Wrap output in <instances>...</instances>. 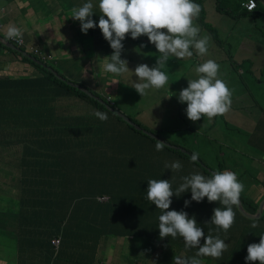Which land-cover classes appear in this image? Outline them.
Here are the masks:
<instances>
[{"label": "trees", "instance_id": "16d2710c", "mask_svg": "<svg viewBox=\"0 0 264 264\" xmlns=\"http://www.w3.org/2000/svg\"><path fill=\"white\" fill-rule=\"evenodd\" d=\"M224 1L215 0L217 11L229 15H264V11L259 9V6L263 7L259 0L251 11L241 5V0H232L233 3L230 4H227L229 0ZM194 2L201 5L202 9L198 19L206 24L208 29L212 30L213 36L219 40L217 29L210 21L204 19L205 8L202 0ZM92 3L94 5L93 0ZM73 6L74 3L61 5L66 13L69 8L72 11ZM93 11L92 19L97 24L93 30H97L101 13L99 8H93ZM93 30L89 29L86 34L80 33L79 42L93 40ZM248 34L240 33L247 40ZM17 46L21 48L18 52L23 63H30L36 71L32 72L31 69L19 77L8 76L4 82L9 86H4L2 90L7 88L9 92H0V145L11 146L10 143L16 142L20 144V158L13 159V163L8 166L0 164V173L15 182L13 187H9L10 194L3 190L4 184L1 185L0 219L2 220L6 213L2 211V207H8L10 215L15 212L19 214L17 219L22 224L27 220L48 222L44 227L39 226L33 230L21 229L20 226L9 229L0 227V232L5 236H12L17 241H27L24 248L26 252L23 258L17 260V264H55V260L60 257L64 264H173L175 256L195 255L197 249L185 248L182 237H160L158 218L162 211L147 199L149 180L169 179L175 191L182 183L181 173L165 168L163 158L157 161L158 166L153 163L146 164L144 161L140 165L132 162L133 165L130 164L129 169L125 165L126 160L119 159V149L125 144L127 130L116 122V118L152 140H160L123 120L116 113L115 100L112 102L108 93L98 90L97 84L86 86L80 82L94 96L70 84V78L61 73L55 59L47 57L49 53L41 47L42 45L40 48L47 58H42L43 55L25 45ZM24 51L26 53H23ZM112 51L109 47V51L104 52L108 55L107 62ZM53 69L65 78L59 77ZM252 76L255 77L254 73ZM255 79L261 84V79ZM21 82L26 85L21 87ZM78 99L81 104H77ZM107 104L114 109L107 107ZM95 111L107 113L108 119L101 121L94 115ZM231 113L227 112V117H230ZM129 117L146 127L138 119ZM150 130L162 137L157 129ZM253 134H257L255 139L251 136ZM256 139L264 142V113L248 137L251 146L258 144ZM164 148L176 151L175 154L180 155V158H191L192 153H196L186 147L182 149L167 144ZM235 157L236 161H240L242 155ZM139 158L143 159L140 155ZM246 158V165L239 167L240 171L236 173L239 177L244 175L247 169L251 171L249 163L252 156ZM196 163L209 176L212 175L213 169L223 172L221 163L219 168L207 167L205 160L200 156ZM223 170H227V167L224 166ZM101 196L106 198L101 199ZM171 199L172 204L168 210L186 211L189 218L196 219L197 226L204 230L205 237L209 234L216 236L218 233L228 245L227 250L218 259L200 257L203 264H251L245 260L247 247L251 243H259L260 236L264 235V207L260 216L248 217L243 215L237 206H233L235 222L224 232L211 223L213 210L216 207H224L218 201L209 202L207 197L201 202L192 201L189 191L179 196L174 194ZM240 199L246 210L252 213L256 211L257 202L253 196L243 191ZM185 200L191 201L187 207ZM254 223L256 227L252 226ZM22 231L23 234L20 233ZM119 235L141 236L148 240L139 249L140 260L139 257H131L127 252L121 251L117 262L111 259L110 246ZM54 238L59 239L58 244L52 242ZM203 243L202 238L201 245ZM18 244L21 245L19 242ZM157 246V255L150 261L149 256ZM145 248H149L146 250L147 255L142 252Z\"/></svg>", "mask_w": 264, "mask_h": 264}, {"label": "rangeland", "instance_id": "374dc122", "mask_svg": "<svg viewBox=\"0 0 264 264\" xmlns=\"http://www.w3.org/2000/svg\"><path fill=\"white\" fill-rule=\"evenodd\" d=\"M259 1L260 5L263 6H259V9L264 11V0ZM3 2L4 0H0L1 4H3ZM66 2L67 0H46L44 4L40 6V13L44 14L49 12L50 6H53L54 9L58 8L60 11L61 5ZM86 2V0H78L73 7L82 6ZM93 2L94 8H99V0H93ZM202 2L205 8L204 19L210 21L217 29L219 40L213 36L212 30L208 29L206 24L196 19L194 23L198 24L199 27L202 26V28L200 27V37L205 35L210 37L208 53L207 55L200 56L196 53V50L192 48L190 49L193 52L191 57H185L183 59L170 57L169 61L162 69L169 77L168 83L163 88H150L146 90L145 95L141 96L135 88L132 87L134 83L142 82L136 77L134 73L135 68L142 63L147 64L149 67H153L156 65L157 58L161 55L155 48V45L148 41L147 36L143 35L137 39H132L129 34L126 39L122 41L124 49L121 54V59L127 60L128 72L116 75L105 71L103 68L106 63L102 65L100 58H98V56L100 57L101 55V51H96L95 56L99 66L91 69L92 72L88 73L89 78L86 79H88L89 85L97 84L96 87L99 88L98 90H100L99 85H104L101 87L103 91L112 97V102L115 100L116 109L128 116L138 119L146 126L145 128L149 130L157 129L159 135L162 136L161 138L164 137L163 139L165 140L199 153V156L205 160L207 167L219 168V163H221L223 165H220L221 171H226L223 170L225 166L227 167V171L238 173L240 171L239 167H244L246 165L245 159H248L246 156H252L249 167L255 170L256 174H258L262 180L254 182L256 188L253 183L249 184L250 182H248V180L253 181V179L247 180L244 175L241 177L238 176V179L244 184V191H247V189L250 191L251 189L253 193L254 190L258 189L256 195H253L258 208L259 203L264 199V142L256 139L255 142H258V144L251 146L248 137L256 126L258 119L264 113V15L256 14L254 16H244L240 13L229 15L226 12L223 13L216 10L215 0H202ZM222 2L225 1L222 0ZM227 2V4L233 3L232 0ZM21 13L22 12H19L18 9L15 10L16 18L21 17L19 20L20 24L27 26L37 24L36 20H27V24L24 23ZM52 18L53 17H51V19ZM4 25L5 23L0 21V32L7 33ZM54 27H59V24H55ZM60 27L62 26L60 25ZM93 31L96 38L100 39L101 30L98 29ZM240 33L243 35L249 33V39L243 38ZM60 35L64 36L63 30L58 33V36ZM22 40L23 44L26 43V46H36V44L28 43L24 36H22ZM35 41H37V39H35L34 42ZM1 46L0 44V50ZM38 46L40 47L41 44L38 43ZM8 50L7 59H14L16 63V65H12L11 67L20 68V71H24V63L22 57L19 55L20 53L9 48ZM74 50L76 49L74 48ZM46 51H48L49 57H53L56 60V63H58L57 60L62 57L61 53H53L48 49ZM76 51L79 53V49ZM112 53L113 51L111 54ZM62 54L64 56H70L72 52L68 50L62 52ZM208 59L215 60L220 65L218 73L219 78L224 80L230 89L232 87L233 98L231 108L228 111L232 113L230 117L224 114L209 119L205 116L193 122L187 118L185 111L187 104L179 102V92L188 86V80L198 78V74L195 71L196 67ZM252 73H254L256 78L261 79V84L252 76ZM11 74L12 73H9L10 76ZM107 83L111 86H108ZM234 89H236V91H234ZM75 99H77V97H75ZM77 104H81L79 99ZM116 122L127 130L125 134V144L119 149V159L122 161L126 160L125 165L129 169L131 168L130 164L133 165L132 162H136L140 165L144 161L146 164L153 163L158 166L157 161L163 158L165 164L179 161L184 168L181 167V169L174 171L181 173L182 177L190 176L194 174V172H199V174L210 177L196 162H193L189 156L180 158V155L175 154L176 151H171L167 148L157 151V142L155 140H152L139 130L133 129L126 123L119 121L117 118ZM250 122H252L251 125L249 124ZM251 136L255 139L257 134ZM19 147L20 144L16 142L8 148L12 150V152L8 154L12 156L13 159L17 160L20 158ZM0 150L3 151L4 148L1 146ZM139 155L142 156L143 159L139 158ZM236 155H242L240 161H236ZM0 158H5V154L0 155ZM169 169L170 168H168V170ZM189 170L192 171L189 172ZM7 183L14 185L15 182L7 181ZM6 189L7 185L3 187L5 192ZM188 191L191 193L190 189ZM259 193L262 195L258 197ZM262 203L263 209L264 200ZM255 212H257V209ZM0 226L5 228L1 222ZM118 238L119 239L114 240L110 246L111 255L113 254L114 259H118L119 251L127 252L128 255L133 257L145 241H148L141 236L133 237L131 235H119ZM143 240L144 242L142 243ZM158 248L159 246H157L149 256L150 261L157 255ZM146 250L147 248L141 251L147 255L149 248L147 251ZM139 254L141 256L140 250ZM211 264L216 263L211 262Z\"/></svg>", "mask_w": 264, "mask_h": 264}, {"label": "clouds", "instance_id": "9594fccd", "mask_svg": "<svg viewBox=\"0 0 264 264\" xmlns=\"http://www.w3.org/2000/svg\"><path fill=\"white\" fill-rule=\"evenodd\" d=\"M242 1V0H241ZM240 1V3H241ZM257 3V0H256ZM244 7V6H243ZM255 7L254 0L249 10ZM94 5L92 0L82 6L72 9L71 18L78 20L81 31L87 33L89 29L97 27L92 19ZM100 17L98 27L102 35L113 49L110 60L104 65L105 71L120 75L129 71L128 62L121 59L124 49L122 41L130 34L132 39L147 36L148 41L155 45L161 54L156 65L149 67L139 64L134 73L139 81L132 87L141 95L146 94L150 88L161 89L168 83V74L163 67L170 57L183 59L191 57L194 48L200 56L207 55L210 37H200V27L194 21L199 18L201 5L194 0H99ZM7 39H22V31L9 26ZM9 40V41H10ZM220 65L208 59L195 69L198 78L188 80V86L179 92V102L186 103L187 118L193 122L202 117L209 119L226 114L232 104L233 90L227 83L219 78ZM94 115L101 121L108 119L107 113L95 111ZM165 147L163 142L157 141L156 150ZM199 153H192L191 160L196 162ZM179 161L165 164V168L181 169ZM182 183L173 191L169 179H151L148 181L147 199L162 211L159 216V235L161 238L182 237L185 248L197 249L193 256H175L173 264H203L200 257L220 258L228 245L217 233L205 237L204 230L197 226L194 217L189 218L186 211L168 210L172 204V197L191 191V200L201 202L207 197L209 202H219L224 207H216L211 217V223L227 232L235 222L233 206L240 203L244 184L238 179L235 172L217 171L210 177L199 173L181 178ZM191 201L185 200V207ZM256 227L254 223L252 225ZM204 243L201 245V239ZM246 262L251 264H264V235L260 236L259 243H251L247 247Z\"/></svg>", "mask_w": 264, "mask_h": 264}, {"label": "crops", "instance_id": "0c3cea01", "mask_svg": "<svg viewBox=\"0 0 264 264\" xmlns=\"http://www.w3.org/2000/svg\"><path fill=\"white\" fill-rule=\"evenodd\" d=\"M44 1L46 0H4L3 4L0 3V21L5 23L4 26L6 30L8 29L9 26H15L19 28L22 31L23 36L28 43H33L37 45L38 43H40L42 45L41 47L42 48L44 47L46 50L48 49L49 51L53 53H56V52L61 53L62 57L59 58L57 60L58 63H56L61 73L64 76L70 78L69 80L71 81L75 80L77 82L80 81L81 83H84L87 86V84H89L88 79H86V78H89L88 73L92 72L91 69H94L95 67L99 66L98 60L95 56V52L101 51V55L100 57L98 56V58H100L102 65H104V63H107V60H108L107 59L108 55L105 54L104 51H107V52L109 51L110 44L108 43V41L104 40L102 33H101L100 39H97L96 36H94L93 40L91 41L84 40L82 42H79L78 35L82 33L81 24L78 20L71 18V15H72L71 9L69 8L68 13H66L62 9V7H60V11H59L58 8L54 9L53 6H50L49 12L41 14L40 6L44 4ZM72 1L74 5H76V3L78 2V0H68V2H66L65 4L73 5ZM17 9L19 10V12H22L21 15L23 16L22 20L24 21V23H26L27 20L29 21L36 20L37 24L32 25V26L20 24L19 20L21 17L16 18L15 16V10ZM51 17L53 18L51 19ZM57 23L59 24V27H54V25ZM60 25L62 27H60ZM62 30H63L64 36H61V35L58 36V33L61 32ZM90 30H93V29H90ZM0 35L6 37L4 33ZM35 39H37V41L34 42ZM0 41L2 43V44L0 43L2 45L1 50H0V56H1V59H0V82H1L0 92H2L3 91L2 88H5L4 86H9L6 84V82H4V80H6L8 76H10L9 73H12L11 76L19 77V76H23L24 74L28 73L29 70L31 69H32V72H35L36 68L32 67V65L28 62L24 63V68H23V70L25 69L24 71H20V68L11 67L12 65H16L15 60L7 59V53L9 52V50L8 48H6L5 46L6 44L4 43V41L1 39ZM74 48L76 50L79 49V53L76 50H74ZM68 50L72 52V55L64 56L62 52L68 51ZM13 72H16V73H13ZM99 84H100V81H99ZM20 85L21 87H24L26 84L24 82H21ZM107 85L111 86L109 83H107ZM101 86H104V85H101ZM101 86L99 85L100 91L103 90ZM3 92L5 94L9 92V90L6 88L4 89ZM10 144L12 145V143ZM6 145L7 144L0 145V147L2 146L4 148L3 151L0 150V155L5 154V158L3 159L0 158V160H2L0 164L1 165L5 164L6 166H8V164L10 165L13 163V157L8 154L9 152H12L11 149H8L10 146H6ZM1 174L4 176H7L3 173H0V191H2L1 185L4 184V186L7 185L6 192L9 193V191H11L9 187L12 185L8 184L7 181H13V180H10L9 177L7 178L3 177ZM244 176L247 180L253 179V181L248 180V182H250L249 184L253 183V185H254V182H259L260 180H262V178H260V176L256 174V171L253 169H251V171L250 169H247L244 173ZM257 190H254V192L252 193L251 189L250 191L247 189V191H244V192L253 196V195H256ZM261 195L262 194L259 193L258 197ZM2 211L6 213L3 215V219L2 220L0 219L1 220L0 222L3 223V226H5V228H12V227L18 228L20 226L19 228L21 229L29 228V230H33L35 228H38L39 226L44 227V224H48V222L46 221L32 222L30 220H27V222H24L22 224V222H19L17 219L19 217V214H17V212L10 215V210H8V207L7 209H3L2 207ZM9 225H11V227ZM20 233L23 234L24 232L22 231ZM18 242L21 244L20 246ZM26 243L27 241L23 239H20V241H17L13 239L12 236L5 237V234L0 232V264L2 263L3 264H17V260L23 258V255L26 252V250L24 249ZM136 252H137L136 255L134 254L133 257H139L138 260H140L139 250H137ZM119 255H121L120 252L118 254V257ZM111 259L115 262L118 261V259L113 258V254L111 255ZM55 264H64L63 259L61 257L59 259H56Z\"/></svg>", "mask_w": 264, "mask_h": 264}, {"label": "water", "instance_id": "95a60500", "mask_svg": "<svg viewBox=\"0 0 264 264\" xmlns=\"http://www.w3.org/2000/svg\"><path fill=\"white\" fill-rule=\"evenodd\" d=\"M0 39L3 40L4 43H5L6 45H8V46H10V47H12V48H15V49H17L18 51L21 49L19 46H17V45L14 44L13 42H11V41L5 39V37L2 36V35H0ZM23 53H26V52L24 51ZM31 57H32L33 59H35V57H34L33 55H31ZM53 72H54L55 74H57L59 77H61V78H65L64 76L60 75V74H59L56 70H54V69H53ZM68 82H69L70 84H73V85L79 87L80 89L84 90L87 94H89V95H93V93H92V92H91L86 86L81 85L80 83L75 82V81H71V80H68ZM93 96H94V95H93ZM107 107H109V108H111V109H114L110 104H107ZM115 110H116V113H117L118 115H120V116L122 117L123 120L129 122V123H130L131 125H133L135 128L142 129V131H144L145 133L149 134L150 136H152V137H154V138L160 140L161 142H163V143H165V144H167V145H171V146L179 147V148H184V147H182V146H180V145H178V144L171 143V142H169V141H167V140L161 138L160 136H158L155 132H152L151 130L142 127L140 124H138L137 122H135L134 120H132L129 116H127L125 113L121 112L120 110H118V109H115ZM212 172L214 173V172H216V171L213 169ZM263 200H264V199H263ZM263 200L259 203L258 208H257V212H255V213H251V212L246 211V210L244 209V207L242 206V204H241V200H240L239 205H237V208L240 210L241 213H243L244 215H246V216H248V217H258V216H260L261 211H262V206H263V205H262V204H263L262 202H263Z\"/></svg>", "mask_w": 264, "mask_h": 264}, {"label": "built area", "instance_id": "2783aa9c", "mask_svg": "<svg viewBox=\"0 0 264 264\" xmlns=\"http://www.w3.org/2000/svg\"><path fill=\"white\" fill-rule=\"evenodd\" d=\"M252 2H253V0H242V1H241V5L244 6L246 9H249V5H250ZM254 3H255V6H256V0H254ZM4 34H5V36H6V33H5V32H4ZM5 38L7 39V36H6ZM8 40H10V39H8ZM10 41L13 42V43L16 44V45H25V46H26V43L23 44V40H22V39H19V38H18V39H11ZM26 47H29L32 51L38 53L39 55H43V56H41L42 58L46 57V55L44 54V52L41 50V48H40L38 45H36V46H26ZM47 57H49V55H48ZM47 57H46V58H47ZM46 58H45V59H46ZM49 58H51V57H49ZM52 58H53V57H52ZM53 59H54V58H53ZM100 198H101V199H105L106 197H105V196H101ZM52 242H53L54 244H58L59 239H58V238H54V239L52 240Z\"/></svg>", "mask_w": 264, "mask_h": 264}]
</instances>
